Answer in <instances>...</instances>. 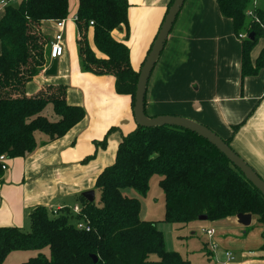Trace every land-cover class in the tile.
I'll return each instance as SVG.
<instances>
[{
    "label": "trees",
    "instance_id": "1",
    "mask_svg": "<svg viewBox=\"0 0 264 264\" xmlns=\"http://www.w3.org/2000/svg\"><path fill=\"white\" fill-rule=\"evenodd\" d=\"M256 1L216 0L222 17L232 22L235 36L247 35L240 39L243 80L264 70V50L255 65L251 60L259 39H264V6L254 8ZM129 9V0H79L77 44L84 72L113 76L117 93L135 101L141 69L133 68L128 46L113 37L117 30L129 37ZM68 15L69 0H18L5 8L0 20V157L26 158L37 149L38 133L54 142L86 118L83 108L67 104L65 87H49L31 97L26 94L27 84L49 62L51 39L44 35L43 24L68 19ZM250 35L254 40H249ZM50 105L53 120L44 114ZM225 142L230 146V140ZM3 175L0 163V178ZM156 175L161 177L165 223L187 226L202 216L216 222L242 214L255 216L264 227L263 195L215 146L181 128L138 127L122 139L114 164L99 175V202L78 198L90 232L72 224V219L80 217L69 208L51 217L47 208L39 206L31 212L29 232L0 227V264L14 252L39 254L24 264H190L167 251L157 224L141 219L140 200L124 194L134 189L145 197ZM46 249L50 257L43 254Z\"/></svg>",
    "mask_w": 264,
    "mask_h": 264
},
{
    "label": "crops",
    "instance_id": "2",
    "mask_svg": "<svg viewBox=\"0 0 264 264\" xmlns=\"http://www.w3.org/2000/svg\"><path fill=\"white\" fill-rule=\"evenodd\" d=\"M171 1L129 0V37L124 30L114 31L113 37L128 46L136 71L142 68ZM4 14L0 5V20ZM49 25L56 34L58 29L55 22L43 24L44 35L52 40L46 32ZM67 30L68 22L64 47ZM89 36L94 47L93 34ZM67 48L69 58L64 54L57 60V74L43 72L27 84L26 94L65 87L67 104L83 108L86 118L54 142L38 133L32 154L8 160L0 178V227L30 230L31 212L39 206L82 208L78 198L96 193V181L114 164L122 139L138 129L132 97L117 93L113 76L83 72L75 47ZM252 53L255 65L261 53ZM145 109L147 118L182 117L230 140V147L264 181V70L242 79V42L232 22L220 14L216 0L186 1L150 78ZM235 127L239 128L234 134ZM207 224L203 229L215 231L206 244L214 264H264V227L255 216L250 227L240 225L236 217ZM227 252L233 254V262L227 261ZM32 254L14 252L4 264H24Z\"/></svg>",
    "mask_w": 264,
    "mask_h": 264
},
{
    "label": "rangeland",
    "instance_id": "3",
    "mask_svg": "<svg viewBox=\"0 0 264 264\" xmlns=\"http://www.w3.org/2000/svg\"><path fill=\"white\" fill-rule=\"evenodd\" d=\"M7 1L8 0H0V3ZM78 2L79 0L69 1V15L67 19L68 30H67V38L65 42V49H66L65 56L69 58V52L67 48L68 46H69V51H70V47L71 48L75 47V55L77 61H79V64L81 65L82 68L81 59L79 57V47L76 39L77 25L76 22L73 23V20L75 17H77V13H78V8H79ZM262 6H264L263 0H257L255 2L254 8L262 7ZM48 28L49 29H46V32L52 34L51 36L54 39L56 36L55 28L54 27L52 28L51 25H49ZM71 29H73V31L75 32V39L73 38L72 31H70ZM125 38L127 39L126 36ZM263 49H264V39L261 38L259 39L257 45L253 49L252 54L256 55L257 53L258 55L263 51ZM48 55H49V50H48ZM44 114L51 120L55 118L53 116V108L51 105L47 107ZM160 179L161 177L159 175L152 177L150 181V190L145 197L141 196L134 189H127L124 191V194L130 198H136L140 200L142 204V211L140 215L141 219L143 221L152 220L147 222H154L157 224L158 229L159 230L161 229V232L164 234L166 241V249L168 252L179 254L184 260L189 261L190 264H214L213 260L211 261V259L208 258V255L206 253V244L210 241V238L203 233V230H206L203 228H207L208 225L207 223H211V222L195 221L187 226L173 225L163 222L164 214H165V200H164V193L161 187L159 186ZM95 191H96L95 199L98 203L100 200V193L97 190ZM51 217H56V216L51 215ZM71 222L72 224L77 223L76 219H72ZM30 230L26 229L25 232H29ZM32 253H33L32 258L37 257L39 255L36 252H32ZM43 254H45L47 257H50L49 249L44 250ZM152 259H157V257L153 256Z\"/></svg>",
    "mask_w": 264,
    "mask_h": 264
},
{
    "label": "water",
    "instance_id": "4",
    "mask_svg": "<svg viewBox=\"0 0 264 264\" xmlns=\"http://www.w3.org/2000/svg\"><path fill=\"white\" fill-rule=\"evenodd\" d=\"M187 0H175L171 6L159 34L152 46L140 71V76L137 84V90L134 101V117L138 127L141 128H157V127H176L181 128L207 140L215 146L245 178L248 180L264 197V181L261 177L217 134L209 128L192 122L191 120L177 116H161L156 118H147L145 112V101L148 90V84L152 73L162 56L170 34L177 22V19ZM249 40H254V36L250 35ZM57 61H54L51 68L46 72L47 76H55L57 74ZM83 198L89 202H95V192L89 191L82 194ZM238 223L244 227H250L252 223V215L236 216ZM200 222L208 221L206 216L198 218ZM94 262L97 258L93 257Z\"/></svg>",
    "mask_w": 264,
    "mask_h": 264
},
{
    "label": "built area",
    "instance_id": "5",
    "mask_svg": "<svg viewBox=\"0 0 264 264\" xmlns=\"http://www.w3.org/2000/svg\"><path fill=\"white\" fill-rule=\"evenodd\" d=\"M18 0H8L7 2H1L0 5L3 6L4 8H6L9 5H14L17 3ZM252 17V14H250ZM78 20V17L74 18V22H76ZM66 22L67 19L65 20H60L55 22L56 23V28L58 29V33L56 34L55 38L51 40L50 46H49V55H48V59H49V64L46 67L44 72H47L50 67L53 65L54 61H57L58 59L62 58L65 54V47L63 44V37H64V31L66 28ZM91 26H93V23H90ZM247 35H240L239 39H246ZM8 158L5 155H2L0 157V163H1V169L3 172H6L8 169L7 163H8ZM62 211L60 208L57 209H49L48 212L50 215H54L56 217H58L60 214L59 212ZM72 214L74 216H79L80 219H76L77 223L75 224L76 228L78 230L81 231H86V232H90L91 227L89 225V222L87 221V219L83 216H81V212H82V208L81 207H74L71 210ZM203 233L206 234L209 238H212L215 234V231L210 229V230H203ZM226 257H227V261L229 262H233L234 261V257L233 254L230 252L226 253Z\"/></svg>",
    "mask_w": 264,
    "mask_h": 264
}]
</instances>
